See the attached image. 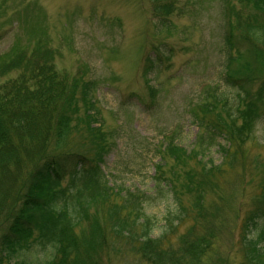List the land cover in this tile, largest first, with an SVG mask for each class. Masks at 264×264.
Here are the masks:
<instances>
[{
	"label": "trees",
	"instance_id": "1",
	"mask_svg": "<svg viewBox=\"0 0 264 264\" xmlns=\"http://www.w3.org/2000/svg\"><path fill=\"white\" fill-rule=\"evenodd\" d=\"M180 1L149 0L156 31H170L167 21L176 9L181 12ZM238 3L223 0L221 6L223 82L233 96L207 87L190 103L193 122L202 128L192 148L179 145L173 134L164 135L157 148L150 190L160 197L168 190L174 201L161 225L145 212L150 190L115 184L104 171L111 144L95 105V81L84 70H57L58 52L45 27L18 37L0 55V264H111L115 255H130L133 264L228 263L217 244L218 233L229 228L223 203L228 197L213 177L237 165L239 146L264 116V0ZM145 60L150 73L155 57ZM145 81L154 96L150 78ZM213 147L218 163L211 158ZM167 159L172 163L166 172ZM208 194L215 199L207 202ZM254 201L243 215L233 207L242 264H264V230L251 236L264 221V177ZM186 219L191 223L172 241L169 235ZM34 245L49 255L24 259Z\"/></svg>",
	"mask_w": 264,
	"mask_h": 264
},
{
	"label": "rangeland",
	"instance_id": "2",
	"mask_svg": "<svg viewBox=\"0 0 264 264\" xmlns=\"http://www.w3.org/2000/svg\"><path fill=\"white\" fill-rule=\"evenodd\" d=\"M222 1L181 0V12L176 9L169 16L167 32L156 31L149 0H0V55L18 37L27 38L28 31L45 27L49 45L58 52L54 59L57 70L70 75L84 70L83 76L95 81V105L111 144L103 157L104 171L115 184L149 192L160 160L157 148L167 139L164 135H175L179 145L191 149L202 132L189 113L190 103H197L209 86L233 96V89L223 82ZM230 1L239 6L240 0ZM150 54L155 57V69L149 73L145 57ZM145 77L157 90L154 96ZM218 141L225 140L219 137ZM216 148L211 149V158L218 163L221 157ZM239 149L242 155L237 165L213 177L228 197L223 203L230 215L225 223L229 228L221 230L217 240L220 249L227 251V264H242L243 260L234 210L239 207L243 215L254 207V198L261 191L264 116ZM171 163L168 159L162 163L166 172ZM152 190L153 196L144 203L145 212L161 225L166 211L173 207L172 192L164 189L160 197ZM183 199L189 201L187 196ZM213 199L214 194L206 195L207 202ZM190 223V219L181 222L169 238L177 241ZM260 229L264 230V221L251 236ZM160 232L154 228L155 234ZM48 255V250L34 245L23 258L36 262ZM133 262L130 255L125 260L115 255L111 260V264Z\"/></svg>",
	"mask_w": 264,
	"mask_h": 264
}]
</instances>
